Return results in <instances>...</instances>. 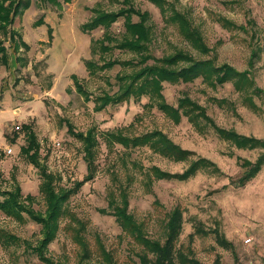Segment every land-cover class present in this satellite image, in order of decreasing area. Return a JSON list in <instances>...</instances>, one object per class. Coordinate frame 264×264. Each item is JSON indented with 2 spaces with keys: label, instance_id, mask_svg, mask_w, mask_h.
<instances>
[{
  "label": "rangeland",
  "instance_id": "1",
  "mask_svg": "<svg viewBox=\"0 0 264 264\" xmlns=\"http://www.w3.org/2000/svg\"><path fill=\"white\" fill-rule=\"evenodd\" d=\"M26 1L28 6L22 7L15 21L0 27V45L8 53V61L0 62V185L11 189L19 184L23 195L34 196L33 208L45 211L46 201L39 189L42 167L21 149L28 142L25 125L29 124L39 142L38 161L55 175L56 188L75 187L65 202L67 213L61 218L58 234L45 254L65 264H106L105 248L111 252L113 264H142L138 253L142 245L123 230L110 207L113 197L123 205L126 196V211L144 224L151 237L161 240L170 212L179 206L183 223L177 244L186 251L190 248L203 264H264V164L246 184L232 182L243 171L238 156L254 160L260 147L236 145L211 121L202 120L201 128L186 115L175 121L147 95L101 110L94 108L97 94L118 88L117 73L134 67L121 62L90 72L86 60L98 64L110 57L132 61L137 54L117 47L102 52L94 40L104 36L106 27L85 31L82 24L97 9L115 11L129 0ZM130 1L149 12L152 54L184 49L196 58L212 57L217 64L246 69L253 79L241 88L233 80L213 86L202 76L164 81L166 100L177 104L179 97L189 95L204 106L215 124L264 138V0H171L200 28L208 52L190 43L151 0ZM224 17L237 26L224 23ZM138 18L133 14L134 20ZM124 21L125 16H120L109 27L116 37L124 32ZM13 29L17 41L11 37ZM73 73L90 91V99L77 87ZM69 124L75 131L93 129L99 141L93 174L88 178L85 141L69 131ZM156 128L181 147L193 150L192 160L206 157L217 168L201 165L196 173L181 178L173 173L184 171L190 157L175 160L147 145L125 147L116 142L109 148L103 136L107 130L135 134ZM153 166L173 176L155 177ZM78 180L83 182L77 187ZM24 213L26 221H19L0 209V225L21 237L9 245L0 240V264H48L34 250L42 237L41 224ZM72 216L84 222L89 256L66 228L75 222ZM214 229L234 243L235 252L217 242Z\"/></svg>",
  "mask_w": 264,
  "mask_h": 264
},
{
  "label": "trees",
  "instance_id": "2",
  "mask_svg": "<svg viewBox=\"0 0 264 264\" xmlns=\"http://www.w3.org/2000/svg\"><path fill=\"white\" fill-rule=\"evenodd\" d=\"M56 1V0H52ZM169 21L177 24L183 36L192 43L196 48L203 52H208L202 32L200 28L193 24L190 17L182 12L171 0H151ZM129 0L125 7H121L115 11H105L97 9L87 21L82 24L83 30H92L98 26L106 27L105 34L102 38L95 39L98 47L102 52L119 48L122 50H130L137 54V59L131 58L120 60L118 58H104L103 63L98 64L95 61L88 59L86 65L90 72H95L97 68L105 69L112 67L116 63L131 64L134 69L117 73L118 88L113 92L105 91L97 94L94 108L101 110L108 104L119 103L131 97L140 98L147 95L151 103L156 104L167 115L175 121H179L182 115H186L199 128L202 120L211 121L217 131L226 139L233 141L239 146L260 147L256 159L252 160L246 157L238 156V160L243 167V171L237 179H232L236 185H244L253 178L262 168L264 164V138L252 134L238 132L235 129L224 128L215 124L212 118L207 115L204 106L199 104L189 95L179 97L178 103L173 104L166 100L163 92L164 81L179 82L193 80L198 76H202L211 85L221 84L228 80H233L238 88L245 87L253 83L248 70H240L229 63L217 64L212 57L196 58L192 53L177 49L173 53H168L162 56H156L150 52V41L152 36L151 25L147 22L149 12L147 10L135 7ZM23 6H28V1L24 0H0V27L10 26L15 21V16L21 11ZM133 14L138 15V19H133ZM120 16H125V30L121 37H116L110 32L109 27ZM227 25L237 26L234 21L223 18ZM229 25V26H230ZM12 38H15V30H12ZM16 40V38H15ZM14 40V42H15ZM17 41V40H16ZM28 46L24 41H22ZM18 47V45H16ZM3 52V53H1ZM8 61L7 48L0 45V62ZM137 65V66H136ZM77 87L85 94V97L90 99L91 93L84 89L80 83L78 76L72 74ZM260 92V91H259ZM219 101L220 99H216ZM252 102L254 99L251 98ZM28 142L21 149L38 165L41 166V176L39 189L46 201V209L44 212H39L31 205L34 196L30 193L23 195L22 188L17 184L14 188H3L0 185V209L7 215L12 216L19 221H26L27 212L34 220L41 224L42 237L39 243L34 247L42 258L48 264H65L63 262L54 261L45 254L49 243L57 236L61 227V218L67 213L65 202L70 195L75 191V187L56 188L54 184L55 175L48 172L45 166L38 161L39 142L35 131L29 124H26ZM71 133L77 137H82L85 141V155L88 160L89 174L88 178L93 174L92 160L97 153L99 141L93 129L87 132L75 131L72 124L68 125ZM109 148H113L116 142L121 143L125 147L149 146L153 151L159 152L175 160L191 158L193 150L181 147L173 141L161 129H152L149 131L127 134L123 129L107 130L103 135ZM33 151L31 152V150ZM31 154V155H30ZM190 165L182 172L173 173L175 176L187 178L196 173L197 170L205 165H214L215 162L206 157H198L190 161ZM155 171V177L173 176L171 173L159 171L157 166L152 167ZM217 168V167H216ZM1 179V178H0ZM83 181L78 180L76 186L82 184ZM123 205L115 201V197L111 199V204L117 220L121 224L123 230L132 234V237L142 245L140 259L142 264H203L196 257L194 252L189 248L186 251L177 244V239L180 235L183 223V211L179 206H176L169 214L167 231L164 240L151 237L145 230L144 224L140 222L134 215L126 211L127 197H124ZM29 216V217H30ZM74 223H68L67 229H70L73 238L78 241L84 249V255L89 256L88 240L83 233L84 222L76 216H72ZM197 232H203V229L197 228ZM216 232L217 242L226 247L231 248L235 252V245L230 241L225 234L214 229ZM192 236V233H191ZM20 236L8 231L0 225V240L3 244L9 245L20 241ZM106 264H113L111 252L102 249Z\"/></svg>",
  "mask_w": 264,
  "mask_h": 264
},
{
  "label": "built area",
  "instance_id": "3",
  "mask_svg": "<svg viewBox=\"0 0 264 264\" xmlns=\"http://www.w3.org/2000/svg\"><path fill=\"white\" fill-rule=\"evenodd\" d=\"M16 127H18V124L16 125ZM9 151H11L12 150V148L11 147H9V149H8Z\"/></svg>",
  "mask_w": 264,
  "mask_h": 264
}]
</instances>
